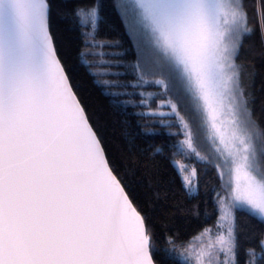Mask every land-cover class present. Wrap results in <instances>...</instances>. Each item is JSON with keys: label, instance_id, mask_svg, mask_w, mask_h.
<instances>
[{"label": "snow or ice", "instance_id": "obj_1", "mask_svg": "<svg viewBox=\"0 0 264 264\" xmlns=\"http://www.w3.org/2000/svg\"><path fill=\"white\" fill-rule=\"evenodd\" d=\"M117 7L138 37V82L169 96L171 112L159 115H176L184 131L177 151L207 160L193 122L180 114L181 108L193 114L203 128V109L235 172L232 207L264 220V143L257 147L264 129L257 123L252 131L242 66L235 62L244 36L257 27L264 34V0L253 24L244 0H123ZM99 8L74 13L91 27L89 35ZM226 92L231 135L216 124ZM173 166L185 190L195 193L196 169L185 175L186 164ZM221 219L229 221L227 234L195 252V264L205 258L212 264L214 255L221 264V253L223 264H236L235 217L225 210ZM260 248L249 250L250 264L264 259V240ZM155 251L56 56L48 0H0V264H154Z\"/></svg>", "mask_w": 264, "mask_h": 264}, {"label": "trees", "instance_id": "obj_2", "mask_svg": "<svg viewBox=\"0 0 264 264\" xmlns=\"http://www.w3.org/2000/svg\"><path fill=\"white\" fill-rule=\"evenodd\" d=\"M118 3L120 0H48L49 31L109 167L145 219L156 249L154 263L185 264L182 260L196 245L198 235L207 227H215L219 202L230 203L231 194L214 159L207 156V160H201L194 153L177 151L184 133L176 115L153 112L154 103L166 102L169 96L161 95L162 89L154 84L138 82L133 70L138 60L136 37ZM244 3L253 24L261 0ZM92 4L100 5L99 19L94 35H89L91 27L81 26L74 13ZM235 62L242 66L241 83L255 134L257 123L264 129V34L258 27L252 35L243 37ZM151 93L156 95L149 96ZM180 114L192 121L193 127L197 123L183 108ZM261 143L264 141L257 140V147ZM179 158L197 171V191L191 195L173 166ZM261 168L264 171V161ZM232 213L236 264H250L249 250L261 252L264 222L244 209L232 207ZM169 237L172 244L167 242ZM256 264H264V259Z\"/></svg>", "mask_w": 264, "mask_h": 264}, {"label": "rangeland", "instance_id": "obj_3", "mask_svg": "<svg viewBox=\"0 0 264 264\" xmlns=\"http://www.w3.org/2000/svg\"><path fill=\"white\" fill-rule=\"evenodd\" d=\"M120 2H123V0H120ZM136 37V41L138 43V37ZM231 103V97L230 95L226 92L225 97L223 99V106L220 109V116L216 120V124L221 128L222 131H226L228 135H231V131L233 126L229 123V121L233 118L230 110H229V105ZM153 112L156 113H170L171 108L167 105L166 102H158L154 103L153 105ZM201 119L204 120V126L203 128L198 127L200 124V120H197V123L194 124V128L197 132V138H196V143H197V149L201 153L203 157H211L214 159L216 164L219 166V170L223 176L224 184L226 187H228V190L231 194V201H232V188L235 186V172L232 171L233 166L229 163L226 164L225 160L227 159V154L225 152V146L224 144L220 143V139L218 135L215 133V131L211 128V122L208 121L207 115L203 112V109H201ZM253 131V129H252ZM184 133V131H183ZM254 133V132H253ZM185 139V136L182 140ZM174 161H180L182 164H186L182 159H175ZM187 168L185 169V175H191L192 172V167L189 166L188 164ZM262 171V168H261ZM226 203V202H219V209L220 213L218 216V220L216 222L215 227L212 229L210 227L205 228L199 235V239H195V246H192L187 255H185L184 259L182 260L185 264H195V257L194 253L202 250V249H207V245L209 243H215V239L218 235L221 233L227 234V230L230 227L228 219H221V217L225 214V210H228L232 212V204ZM223 205V208L221 207ZM247 211V210H246ZM249 212V211H248ZM257 217V216H256ZM264 222V220H262ZM206 229H211L210 233H206ZM217 251L219 250V245L216 246ZM207 259L206 264H207ZM221 264H223V261L225 259V255L223 253L220 254L219 256ZM212 264H216V257L215 255L212 257Z\"/></svg>", "mask_w": 264, "mask_h": 264}, {"label": "water", "instance_id": "obj_4", "mask_svg": "<svg viewBox=\"0 0 264 264\" xmlns=\"http://www.w3.org/2000/svg\"><path fill=\"white\" fill-rule=\"evenodd\" d=\"M57 56V55H56ZM58 58V57H57ZM59 60V59H58ZM61 64V63H60ZM62 66V65H61ZM65 72V71H64ZM66 74V73H65ZM76 95V94H75ZM77 97V96H76ZM78 99V98H77ZM80 103V102H79ZM155 264V263H154Z\"/></svg>", "mask_w": 264, "mask_h": 264}]
</instances>
